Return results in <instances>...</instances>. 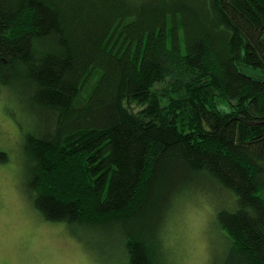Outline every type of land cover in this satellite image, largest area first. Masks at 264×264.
<instances>
[{"label":"trees","instance_id":"obj_1","mask_svg":"<svg viewBox=\"0 0 264 264\" xmlns=\"http://www.w3.org/2000/svg\"><path fill=\"white\" fill-rule=\"evenodd\" d=\"M0 86L46 220L162 264L170 213L208 184L222 264H264V0H0Z\"/></svg>","mask_w":264,"mask_h":264},{"label":"rangeland","instance_id":"obj_2","mask_svg":"<svg viewBox=\"0 0 264 264\" xmlns=\"http://www.w3.org/2000/svg\"><path fill=\"white\" fill-rule=\"evenodd\" d=\"M218 105L224 112L231 108L223 98ZM24 112L18 97L10 99L0 86V150L9 156L7 162L0 161V264H124L117 230H74L65 223L71 241H58L55 250L37 242L54 240L52 230L64 222L46 220L25 190ZM206 185L203 192L182 197L170 213L163 231L167 256L162 264L224 262L226 237L216 221L220 193Z\"/></svg>","mask_w":264,"mask_h":264},{"label":"clouds","instance_id":"obj_3","mask_svg":"<svg viewBox=\"0 0 264 264\" xmlns=\"http://www.w3.org/2000/svg\"><path fill=\"white\" fill-rule=\"evenodd\" d=\"M56 235V238L52 241L49 240H39V238H37V242L40 244H51L52 245V250H55L56 244L58 241L60 240H67V241H71V238L67 235L66 232V224L65 223H61L59 225H57L53 230H52Z\"/></svg>","mask_w":264,"mask_h":264}]
</instances>
